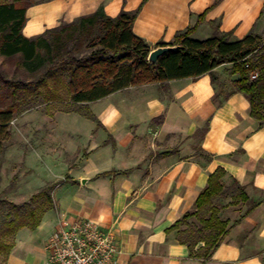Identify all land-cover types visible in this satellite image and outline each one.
<instances>
[{"label":"crops","instance_id":"1","mask_svg":"<svg viewBox=\"0 0 264 264\" xmlns=\"http://www.w3.org/2000/svg\"><path fill=\"white\" fill-rule=\"evenodd\" d=\"M138 8L133 30L153 49L195 26L199 15L204 19L191 36L200 39L211 37L216 27L231 32V40L261 34L264 27V0H40L28 7L23 32L33 38L98 10L116 17ZM233 66L216 67L215 82L207 73L130 86L93 102L99 123L93 153L85 158L93 176L87 183L72 176L60 182L71 193L60 202L51 230L39 234V227L33 244L15 255L16 263L49 264L45 245L58 219L78 215L113 230L119 264H264V123L251 115L243 93L226 97L239 78ZM206 124L201 138L197 130ZM219 167L228 173L225 188L235 179L248 200L237 197L230 204L227 194L216 199L230 230L203 261L179 241L178 229L169 228L195 210Z\"/></svg>","mask_w":264,"mask_h":264},{"label":"trees","instance_id":"2","mask_svg":"<svg viewBox=\"0 0 264 264\" xmlns=\"http://www.w3.org/2000/svg\"><path fill=\"white\" fill-rule=\"evenodd\" d=\"M18 1L21 0L0 2V53L7 57L20 55L22 65L36 74L35 85L43 86L51 98H59L63 87L69 94V104L75 106L95 102L130 86L181 78L196 79L207 73L215 82L213 70L222 64L233 63L231 72L238 74L239 78L234 80L233 90L226 97L234 92L243 93L251 104V115L264 123V36L259 33L250 32L241 39L231 40V32H223L216 27L211 37L195 38L191 35L204 19V15H199L195 26L179 31L171 42L159 41L155 45L176 48L164 53L154 63L149 60L152 46L133 30L140 8L122 10L116 17L98 10L73 22L48 28L31 38L23 32L28 7L18 5ZM62 70H66L65 75L60 73ZM253 74L256 78L252 77ZM13 118L12 109L0 110V153L11 137ZM207 130L208 124L198 129L197 134L203 138ZM71 169H68L64 180L72 181ZM227 174L222 167L211 173L208 185L196 199L195 210L186 212L169 228L179 229L191 218L198 217L201 226L194 231L195 235L178 239L189 246L191 256L203 261L212 258L230 230V220L222 217V205L219 206L216 199L227 194L233 198L230 204L236 203L237 197L248 200L244 187L235 179L225 188L223 178ZM231 187L233 193L230 192ZM48 191L49 188H44L33 198L45 196L54 207V197ZM204 211L209 214L202 216ZM28 217L30 221L27 224L32 230L40 226L42 215L38 210L31 209ZM7 224V231L14 233L26 223L18 224L14 220ZM199 243L203 245L197 249ZM13 247L12 243L4 242L0 237V264H5L1 258Z\"/></svg>","mask_w":264,"mask_h":264},{"label":"rangeland","instance_id":"3","mask_svg":"<svg viewBox=\"0 0 264 264\" xmlns=\"http://www.w3.org/2000/svg\"><path fill=\"white\" fill-rule=\"evenodd\" d=\"M37 1L40 0H21L17 4L29 7ZM261 35L264 36V27ZM65 72L60 73L65 75ZM35 76L22 65L20 55L7 57L0 53V110L14 111L11 137L0 153V237L14 245L1 258L5 264H17L15 255L19 256L33 244L39 227H42L39 234L51 230L61 209L60 202L71 193L68 186L61 187L63 183H60L66 178L68 168L74 166L70 176L82 177V183L93 176L85 158L93 153L94 128L99 123L94 103L71 106L69 94L63 87L59 98H51L43 86L35 85ZM44 188H49L48 192L54 197V207L45 196L33 198ZM31 209L42 215V222L35 230L27 224ZM208 214L204 211L201 215ZM14 220L26 224L10 233L7 222ZM200 226L198 217L191 218L178 229V238L193 237Z\"/></svg>","mask_w":264,"mask_h":264},{"label":"built area","instance_id":"4","mask_svg":"<svg viewBox=\"0 0 264 264\" xmlns=\"http://www.w3.org/2000/svg\"><path fill=\"white\" fill-rule=\"evenodd\" d=\"M45 249L49 264H119L120 247L113 230L78 215L58 219Z\"/></svg>","mask_w":264,"mask_h":264},{"label":"water","instance_id":"5","mask_svg":"<svg viewBox=\"0 0 264 264\" xmlns=\"http://www.w3.org/2000/svg\"><path fill=\"white\" fill-rule=\"evenodd\" d=\"M175 46H158L151 50L149 54V60L151 62L156 63L159 58L166 53L169 50L175 49ZM84 182H86V179H84Z\"/></svg>","mask_w":264,"mask_h":264}]
</instances>
